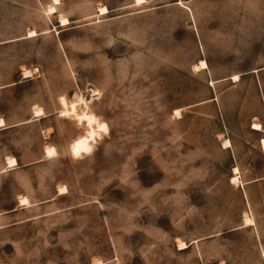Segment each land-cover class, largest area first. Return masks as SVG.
I'll return each mask as SVG.
<instances>
[{"label": "rangeland", "instance_id": "obj_1", "mask_svg": "<svg viewBox=\"0 0 264 264\" xmlns=\"http://www.w3.org/2000/svg\"><path fill=\"white\" fill-rule=\"evenodd\" d=\"M76 1L0 0V264H264V0Z\"/></svg>", "mask_w": 264, "mask_h": 264}, {"label": "bare ground", "instance_id": "obj_2", "mask_svg": "<svg viewBox=\"0 0 264 264\" xmlns=\"http://www.w3.org/2000/svg\"><path fill=\"white\" fill-rule=\"evenodd\" d=\"M55 2H57V0H54ZM145 0H135V4L139 5L144 3ZM55 8V7H54ZM54 8L51 6L49 7L48 12L49 13H53L54 12ZM100 14H106L107 10L106 8H100L99 9ZM69 23V21L66 18H61L60 20V24L61 25H67ZM35 33L33 31L29 32V36H34ZM195 68H202L205 69L206 68V62L201 60L199 65H196ZM234 80L238 79V76L235 75L233 76ZM63 100V99H62ZM65 105V101L63 100L62 102ZM72 112H75V105L71 104V109ZM43 114V110L40 107H37L35 109V115H42ZM77 117L79 120L84 121L86 123V125L88 126V131L86 135L80 136L79 138H77L76 140H74L71 144V152L74 155H79L81 153H87L90 151L91 149V141L95 138V135L99 134L100 130H105L106 126L105 124L99 122L97 120V118L87 112H82L81 114H77ZM3 123L2 119H0V125ZM253 128H257L258 129V125L254 124ZM224 143V142H223ZM229 144V141H225L224 145ZM47 155H52L54 153V149L53 148H48L46 150ZM16 164V160L15 158H9L8 159V166H14ZM234 172L238 173V169L234 168ZM238 180V177H233L232 181L236 182ZM20 203L21 204H27L28 200L26 197H21L20 198ZM250 222V220H249ZM181 246V245H180Z\"/></svg>", "mask_w": 264, "mask_h": 264}, {"label": "crops", "instance_id": "obj_3", "mask_svg": "<svg viewBox=\"0 0 264 264\" xmlns=\"http://www.w3.org/2000/svg\"><path fill=\"white\" fill-rule=\"evenodd\" d=\"M78 2L76 0H57V2H55L54 0H50L48 7H55L54 8V12L50 13L51 15L56 14L59 9H61L63 6L65 5H76ZM86 4H88L89 8L87 9V11L89 12L88 17H97V16H101L99 9L100 8H106L107 13H109L110 11H115V10H119L122 9L123 7H133V6H138L135 4V0H122L121 2H119V4L117 5H111V3L109 2V0H86ZM105 15V14H104ZM62 18H66L70 22L76 21L75 18L77 17H70L68 15H61ZM57 23L60 25V19L59 16H57ZM68 24V25H69Z\"/></svg>", "mask_w": 264, "mask_h": 264}]
</instances>
